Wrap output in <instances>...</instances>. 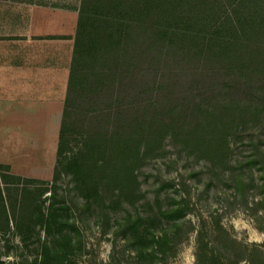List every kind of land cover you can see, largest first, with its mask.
Segmentation results:
<instances>
[{
	"label": "trees",
	"instance_id": "16d2710c",
	"mask_svg": "<svg viewBox=\"0 0 264 264\" xmlns=\"http://www.w3.org/2000/svg\"><path fill=\"white\" fill-rule=\"evenodd\" d=\"M263 114L264 0H81L53 200L38 216L53 240L40 242L34 264H73L69 256L80 249L63 224L52 229L57 211L65 208L54 207L56 183L64 175L86 190L87 206L105 209L131 189L140 160L160 149L168 136L184 134L212 157ZM78 131L83 135L79 148L66 161ZM242 181L237 179L239 189ZM25 199L23 192L19 206ZM7 201L0 187V219L9 225ZM163 215L175 220L183 214L175 209ZM126 231L141 243L135 248L140 253L148 252L143 241L150 239L147 254L156 259L175 249L174 228L146 238L147 229L134 220ZM229 238L221 225L208 240L200 231L196 264H228L222 244Z\"/></svg>",
	"mask_w": 264,
	"mask_h": 264
},
{
	"label": "rangeland",
	"instance_id": "374dc122",
	"mask_svg": "<svg viewBox=\"0 0 264 264\" xmlns=\"http://www.w3.org/2000/svg\"><path fill=\"white\" fill-rule=\"evenodd\" d=\"M57 128L46 133L44 158L33 175L42 179L22 177L0 165V187L10 210L9 225L0 219V264H34L40 242L53 240L42 231L46 222L38 216L48 212L53 200L49 198ZM183 136H168L160 149L142 158L131 189L115 198L113 205L106 203L105 209L87 206L86 190L72 177L58 180L54 207L65 208L57 211L52 229L63 224L74 240L78 238L80 249L69 256L73 264H196L198 233L208 240L217 225L231 236V243L222 244L228 264H237V259L239 264H264V114L234 133L229 146L212 157ZM82 137L79 131L72 136L66 161L77 152ZM251 158L256 160L253 165L247 162ZM238 178L243 180L242 189ZM23 192L26 199L19 206ZM175 209L183 215L175 220L163 215ZM134 220L147 229L146 238L174 228L175 249L156 259L147 254L152 245L146 239L148 252L136 251L141 243L126 231Z\"/></svg>",
	"mask_w": 264,
	"mask_h": 264
},
{
	"label": "crops",
	"instance_id": "0c3cea01",
	"mask_svg": "<svg viewBox=\"0 0 264 264\" xmlns=\"http://www.w3.org/2000/svg\"><path fill=\"white\" fill-rule=\"evenodd\" d=\"M79 5L0 0V165L16 175L42 179L33 175L55 127L57 154Z\"/></svg>",
	"mask_w": 264,
	"mask_h": 264
}]
</instances>
